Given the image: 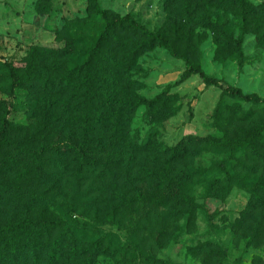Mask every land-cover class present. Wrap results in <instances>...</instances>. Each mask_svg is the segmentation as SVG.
Returning <instances> with one entry per match:
<instances>
[{
	"label": "rangeland",
	"instance_id": "rangeland-1",
	"mask_svg": "<svg viewBox=\"0 0 264 264\" xmlns=\"http://www.w3.org/2000/svg\"><path fill=\"white\" fill-rule=\"evenodd\" d=\"M106 17H131L170 43L184 40L209 77L264 99V0H0V127L8 111L12 124L0 155V264H34L61 246L64 229L103 243L97 264H143L125 212L104 204L88 211L82 193L94 182L96 164L121 163L126 174L135 167L132 180L153 173L139 178V188L155 203L166 158L158 147L173 149L188 137L207 140L192 161L197 176L188 188L197 214L189 223L188 215H148L152 205L135 210L134 220H150L143 252L175 264H264V104L223 97L197 75L177 85L186 62L121 26L109 35L114 55L96 82L93 53L107 32ZM9 63L22 79L14 94ZM100 96L134 108L97 114ZM170 97L166 115L148 110V102L161 107ZM116 137L127 145L112 146ZM147 141L140 153L129 145ZM213 184L228 194L215 196ZM50 222L59 226L48 231Z\"/></svg>",
	"mask_w": 264,
	"mask_h": 264
},
{
	"label": "trees",
	"instance_id": "trees-1",
	"mask_svg": "<svg viewBox=\"0 0 264 264\" xmlns=\"http://www.w3.org/2000/svg\"><path fill=\"white\" fill-rule=\"evenodd\" d=\"M95 8L96 12L107 16V13L103 11L99 5L95 4ZM107 21V32L103 35L93 53L96 60V82L101 81L104 74L108 72L110 62L107 57L114 55L106 45L109 35L121 26L124 30H131L135 34L149 40L150 43L170 50L173 55L186 62V71L184 72L181 80L178 81L177 85L181 84L183 80L189 78L191 75H197L207 87H216L222 90L223 97H229L234 100L255 105L264 104V99L259 95H247L239 88L225 85L222 81L209 77L202 68L195 66L191 58V55L193 54V47L192 45L187 44L184 40H176L174 43H170L164 36L158 33L149 32L142 24L135 21L131 17L116 18L115 20L107 18ZM235 48L241 53L242 47L240 43H236ZM7 68L13 85L12 94H14L15 90L20 87L22 79L20 77L19 70L12 64L9 63ZM170 88H172V86H168L166 90H169ZM171 100L172 97L165 100L161 107L159 101H151L147 103V108L152 114L156 111L160 112L162 110L164 112L163 115H166L169 110L168 105L171 104ZM94 107L97 114L100 112V109L112 108L125 110L128 108L130 110L131 108L127 103L109 96L97 97ZM133 108L134 107L132 106L131 109ZM10 115L11 111H8L0 127V155L9 145L10 137L12 135V124L9 120ZM234 116H236V113H234ZM101 120H106V123H108L110 118L102 116ZM216 123L222 130H225V128L221 125L219 113L216 115ZM87 142L88 138L86 137L85 144L82 149V157L85 159H87L88 150L90 149ZM110 142L115 148H123L127 145V142L122 137L113 138ZM205 142H207L206 139L188 137L182 145L173 149L161 151L160 146L158 147L159 150H157V153H160L166 158L164 159V164H161L158 170L160 182L157 186V190H159L161 197L155 203L148 200L149 192L145 187L143 189L139 188L140 182H142L139 178L146 177L151 179L153 178V173H148L143 176L144 174L138 172L136 175L138 178L136 180H132V178H134L132 174L135 167H130L126 174L124 169L121 168V163H115L111 169H107L105 167L104 169L99 164H96L93 171V175L95 177L94 182L86 194L82 193V199L87 200L84 203L83 208H87L88 211L95 208L97 212H99L104 204L107 209L112 206L116 212H125L131 225L129 239L130 241L133 238L137 240V247H135V250H137L141 262L143 264H175L170 260H161L150 257L143 252V248H145L147 244L146 239L143 237V233L147 231L150 220L148 217H142V219L134 220L132 215L135 210L138 213L152 205V208L148 211V215H172L175 219L183 218L185 215H188V221L189 223H192L194 216L197 214L195 200L188 195V188L197 176L192 171V161L195 156H198L199 148H201ZM249 143H251V141H249ZM148 144L149 141L145 144L142 143V145H139L138 142L129 143L130 146L135 148L136 153L147 150L149 147ZM136 158L137 157L135 156L133 157L134 162ZM136 181L137 183L135 185V189H133V183L135 184ZM82 185L83 184L81 183L78 186L80 191H82ZM213 185L212 191L215 196L221 197L228 194L226 187L218 184ZM107 218L115 220L117 215L110 214ZM121 221H124V219ZM58 226L59 223L50 222L47 230H54ZM20 228H23V225H20ZM60 240V247L49 248L48 254L45 257H37L34 264H97L98 257L103 253V243H89L82 237L70 234L65 229ZM27 262L25 264H28Z\"/></svg>",
	"mask_w": 264,
	"mask_h": 264
}]
</instances>
